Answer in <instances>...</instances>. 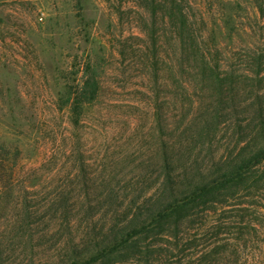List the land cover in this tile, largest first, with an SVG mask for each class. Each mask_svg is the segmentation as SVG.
I'll return each instance as SVG.
<instances>
[{"label":"rangeland","instance_id":"rangeland-1","mask_svg":"<svg viewBox=\"0 0 264 264\" xmlns=\"http://www.w3.org/2000/svg\"><path fill=\"white\" fill-rule=\"evenodd\" d=\"M173 13L201 42L260 49L264 76V0H0V177L16 183L13 199H0V235L16 226L20 187L32 234L31 250L7 251L0 264H71L74 248L154 193V149L194 115L171 122ZM212 140L216 157L231 153V114Z\"/></svg>","mask_w":264,"mask_h":264},{"label":"trees","instance_id":"trees-1","mask_svg":"<svg viewBox=\"0 0 264 264\" xmlns=\"http://www.w3.org/2000/svg\"><path fill=\"white\" fill-rule=\"evenodd\" d=\"M172 21L179 26L168 33L171 122L193 110L192 124L175 127L169 142L154 149V193L119 210L121 222L92 244L83 242L86 250L74 248L71 264H105L130 248L133 255L119 264H264L262 51L243 43L225 51L201 42L187 15L173 13ZM87 94L92 101L94 91ZM224 114H231V153L216 157L212 139ZM159 119L157 112L156 125ZM0 178L4 203L16 183ZM14 199L21 210L16 226L0 235V255L32 249L24 187Z\"/></svg>","mask_w":264,"mask_h":264}]
</instances>
